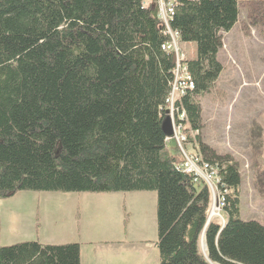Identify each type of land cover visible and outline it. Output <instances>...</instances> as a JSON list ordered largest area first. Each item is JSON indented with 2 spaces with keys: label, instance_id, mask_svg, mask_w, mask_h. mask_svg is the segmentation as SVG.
Segmentation results:
<instances>
[{
  "label": "trees",
  "instance_id": "obj_1",
  "mask_svg": "<svg viewBox=\"0 0 264 264\" xmlns=\"http://www.w3.org/2000/svg\"><path fill=\"white\" fill-rule=\"evenodd\" d=\"M238 15L237 0H178L169 21L179 44H195L193 89L173 104L184 148L218 168L221 222L208 221V186L180 170L161 129L175 62L153 0H0V199L154 191L158 264H264V222L240 216L237 162L199 135V98L222 71V34ZM0 264H80V245L0 246Z\"/></svg>",
  "mask_w": 264,
  "mask_h": 264
},
{
  "label": "rangeland",
  "instance_id": "obj_2",
  "mask_svg": "<svg viewBox=\"0 0 264 264\" xmlns=\"http://www.w3.org/2000/svg\"><path fill=\"white\" fill-rule=\"evenodd\" d=\"M237 1V23L222 34V71L212 90L199 98V135L237 162L241 219L264 222V0ZM178 46L184 59L195 57L194 43ZM155 207L154 191L20 190L0 199V246L27 240L34 220L25 216L39 209L44 224L36 235H50L53 244L78 243L81 264H151L152 250L131 239L138 234L148 243L156 240Z\"/></svg>",
  "mask_w": 264,
  "mask_h": 264
},
{
  "label": "built area",
  "instance_id": "obj_3",
  "mask_svg": "<svg viewBox=\"0 0 264 264\" xmlns=\"http://www.w3.org/2000/svg\"><path fill=\"white\" fill-rule=\"evenodd\" d=\"M178 0H153L157 8V18L161 26L164 28V33L168 34L169 40L161 45L163 51L171 53L174 56V81L170 94L165 100V115L169 116L172 123V135L166 137L165 140L169 141L174 139L178 145L183 161L180 170L192 175L195 179L202 180L209 188L211 193V206L208 214V221L213 218H220L223 222L221 215V208L223 206V197L219 190L218 168L206 162H201L199 156L192 152L187 151L183 144L185 137L181 133V124L176 121L184 118V112H179L174 108V99L177 95H183L187 90L193 89V82L186 71L185 59L179 52L178 46V33L172 31L169 27V21L172 20L174 15L175 6ZM198 1V0H190ZM145 2V1H144Z\"/></svg>",
  "mask_w": 264,
  "mask_h": 264
},
{
  "label": "crops",
  "instance_id": "obj_4",
  "mask_svg": "<svg viewBox=\"0 0 264 264\" xmlns=\"http://www.w3.org/2000/svg\"><path fill=\"white\" fill-rule=\"evenodd\" d=\"M28 211L29 212H28L27 216H25L24 213L22 214V216H25L26 217L27 222L29 220H31V219L34 220V224L32 225L29 222V225L27 226V228H29V229L31 228L33 230V234H27L26 236H27L28 239L25 240V241H37V242H39L41 244H49V243L50 244H53L52 241H49V239L51 238L50 235L44 234V232H40V237H39V235H36V232H37L36 228H38V230L40 231L42 229L43 224H44L43 217H41L39 215V213H40L39 209H37V211L36 210L34 211L32 209H29ZM124 231H125L126 234L128 233V229L126 227H125ZM134 236L135 237L133 239H131V240H133V241L134 240L141 241L142 242L141 244H143V246H142L143 249L144 248H147V249H151L152 250L151 264H158L157 250H156L155 245H154V242L156 240L152 239L151 240L152 243H148V242H150V240L147 239V238H142L141 236H143V235L136 234ZM39 238H41V239H39ZM59 242H61V241H56V243H59ZM63 242H61V243H63ZM63 244H65V243H63ZM80 264H81V256H80Z\"/></svg>",
  "mask_w": 264,
  "mask_h": 264
},
{
  "label": "water",
  "instance_id": "obj_5",
  "mask_svg": "<svg viewBox=\"0 0 264 264\" xmlns=\"http://www.w3.org/2000/svg\"><path fill=\"white\" fill-rule=\"evenodd\" d=\"M161 129L166 137H170L172 135V123L169 116L166 115L164 117L161 124Z\"/></svg>",
  "mask_w": 264,
  "mask_h": 264
}]
</instances>
